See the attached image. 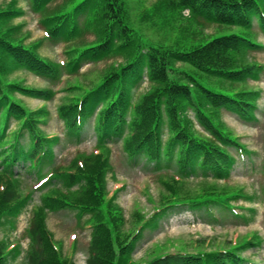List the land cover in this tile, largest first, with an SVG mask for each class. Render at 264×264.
<instances>
[{
    "label": "trees",
    "instance_id": "1",
    "mask_svg": "<svg viewBox=\"0 0 264 264\" xmlns=\"http://www.w3.org/2000/svg\"><path fill=\"white\" fill-rule=\"evenodd\" d=\"M27 1L41 13V23L53 40L70 42L86 31L94 33L93 40L69 49L68 53L74 55L66 64L68 70L78 69L86 60L122 58L110 66L99 83L59 107V116L70 136L79 137L86 121L94 116L101 146L106 140L123 137L125 150L133 158L144 155L157 165L163 161L167 166L175 163L183 176L200 171L218 179L229 175L237 162L231 148L240 152L247 148L229 132L221 120V110L252 115L256 92L234 91L224 85L257 75L261 66L246 61L248 50L257 46L249 37L221 35L183 51L144 43L128 22L125 0H63L53 7L50 5L57 0ZM263 5L264 0H159L156 11L188 8L209 21L250 28L253 17L264 27ZM21 13L0 11V21L8 22ZM10 32L8 29L0 35V222L4 215L23 205L15 188L21 172L37 171L43 176L51 160L50 144L57 139L39 127L47 119L48 110L28 109L16 97L20 92L47 100L53 93L24 87L9 76L18 68H26L55 78L58 68L42 59L35 47L26 48L23 41L11 37ZM180 62L200 73L179 67ZM145 76L150 87L135 94ZM189 109L207 134L195 131L187 115ZM108 167L109 155L102 150L90 155L81 153L70 166L51 171L50 178L39 187L44 191L43 204L36 207L30 223L31 244L25 264H75L55 244L45 221L46 210L66 206L80 209L81 215H90L89 264H134L131 254L147 221L138 220L131 229L122 230L126 221L122 210L113 203V197L107 198ZM53 178L78 187L63 189L54 184ZM168 187L172 199L164 201V206L187 203L201 208L215 204L225 210L230 207L228 198L238 195V190L232 189L226 197L211 192L205 198H201L202 194L177 200V188L175 193L172 185ZM207 190L210 189L204 192ZM251 244L245 240L220 251L167 252L146 264H241L239 250ZM10 255L0 244V264H9Z\"/></svg>",
    "mask_w": 264,
    "mask_h": 264
},
{
    "label": "rangeland",
    "instance_id": "2",
    "mask_svg": "<svg viewBox=\"0 0 264 264\" xmlns=\"http://www.w3.org/2000/svg\"><path fill=\"white\" fill-rule=\"evenodd\" d=\"M125 1L131 21L146 42L163 43L179 50H185L197 44L199 39L203 40L205 36L207 37L203 42L223 34H247L258 45H262V47L250 50L247 59L254 60L264 66V31L256 19L252 32L241 26L218 25V23L207 22L203 18H201L202 23L195 22L188 18L189 16H186L185 12L175 14L164 12L159 15L160 18L148 22L152 17L150 16L152 14L151 4L156 0ZM10 6L16 9L21 8L25 13L8 23L0 21V32L4 33L9 25L18 26L20 29L16 34L17 37L22 39L24 44H37V50L42 57L59 63L67 59L68 45L55 43L45 38L44 28L40 23H37V20L40 19L39 15L30 10L27 2L24 0H0V11L7 10ZM89 37L88 34L87 38ZM90 38L93 39L94 36L91 35ZM111 62L113 61L86 62L75 73H69L60 68L59 75L54 82H49L25 69H18L11 74V78L26 87L47 89L54 94L49 101L18 95V99L30 109L35 107L49 109L50 114L45 124L42 125V129L47 134L56 133L59 136L53 145L50 144L51 155L53 153L52 164H50L54 167L69 166L79 154H91L98 146L93 119L87 123L85 132L78 141L67 138L63 121L58 117L56 110L71 92L75 94L78 91L74 89L71 91L68 87L80 83L82 85L94 83L104 74ZM146 87L147 84H144L141 91ZM225 87L230 90L256 91L253 103L257 107L255 110L256 119H246L228 110L222 111L221 118L229 132L247 148V153L242 155L238 153L237 149H232L237 164L235 167L233 166L226 180L220 181L212 178L203 180L201 177L195 176L178 181L180 179L174 176V174H178L175 165L171 168L163 166L157 169L154 163L147 162L144 157H140L135 162L131 161L123 148L121 139H114L106 144L111 154L109 171L106 174L107 191H111L115 187L119 188L115 191L113 203H117L121 207L124 217L126 216L127 223L124 228H131L134 221L142 217L148 218L162 200L172 199L169 195L170 191L166 189L168 187L163 186L161 180L164 183L167 182L170 185L175 183L181 187L177 193V199H182L185 191H188V195H194L197 191L198 195L203 194L201 198H205L211 192H218L220 197H226L232 189L238 190L237 196L228 198L229 204L233 208V210H228V213H224V209L212 205L211 210L215 212L218 220L208 217L207 215L210 214L204 207L198 211V209L191 210L188 206L171 207L164 214L154 218L150 226L143 230L142 236L136 243L133 252L135 264H143L151 257L167 251L228 249L244 243L245 240L256 243L257 240H260L258 236L263 239L260 245L251 244L248 248L240 250L242 252L241 264H264V69L260 70L257 79H249L246 83L240 82L235 85L226 84ZM198 127L196 131L203 132L201 127ZM49 169L50 167L45 169L46 175H48ZM41 178L35 174H25L16 180L15 188L20 193L19 201H21V205L24 204L23 207L29 201L33 200L37 203L40 200L41 196L38 190H35V184ZM54 181L57 185L58 180ZM61 185L68 188L77 187V184L62 183ZM203 188L210 190L203 193ZM163 194H166V198H163ZM22 211L23 208L20 207L10 215H5L4 221L0 223V241H6L9 247L13 246L11 245L13 243L15 246L21 245L19 248L21 255L17 259V262L20 263L25 256L27 247L29 248L28 221H25ZM78 212L77 209L69 207L58 211L47 210L45 212L46 226L65 255L72 254L77 264H86L91 239V229L86 225L89 215L85 214L83 217H79ZM236 214L247 215V218H239ZM15 231L20 235L12 238V233Z\"/></svg>",
    "mask_w": 264,
    "mask_h": 264
}]
</instances>
